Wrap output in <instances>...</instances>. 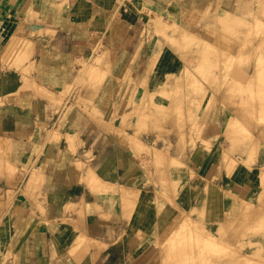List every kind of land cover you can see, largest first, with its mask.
<instances>
[{"label": "rangeland", "instance_id": "obj_1", "mask_svg": "<svg viewBox=\"0 0 264 264\" xmlns=\"http://www.w3.org/2000/svg\"><path fill=\"white\" fill-rule=\"evenodd\" d=\"M90 3L0 0V264H264V0Z\"/></svg>", "mask_w": 264, "mask_h": 264}, {"label": "crops", "instance_id": "obj_2", "mask_svg": "<svg viewBox=\"0 0 264 264\" xmlns=\"http://www.w3.org/2000/svg\"><path fill=\"white\" fill-rule=\"evenodd\" d=\"M90 2L91 19L94 23H101L104 19L108 17L109 12L112 9L114 0H90ZM42 27L46 30L53 29L55 30V32L53 34H45L44 36L37 38L31 37L39 44L46 45L52 51L56 50L65 54H73L78 50L79 39H76L75 37V33L78 30L76 28L75 23L72 22L70 19L63 21L58 26ZM0 57H2V53H0ZM5 70L6 69H4L3 64L0 60V97L2 95L15 91L19 87V84L16 80L9 81V79L15 77V75L13 73H7L5 72ZM42 105L46 106V104L43 103ZM47 105L49 107L51 106L50 103H48ZM40 111L41 110H37V113H39ZM39 254L40 253L35 251L33 252V254H31V257H39ZM21 264H33V258H30L29 261L27 260L26 263L22 261Z\"/></svg>", "mask_w": 264, "mask_h": 264}, {"label": "bare ground", "instance_id": "obj_3", "mask_svg": "<svg viewBox=\"0 0 264 264\" xmlns=\"http://www.w3.org/2000/svg\"><path fill=\"white\" fill-rule=\"evenodd\" d=\"M25 40H26V39H25ZM29 40H30V39H29ZM29 40H28V42H29ZM26 41H27V40H26ZM32 43H33V42H32ZM27 44H28V43H27ZM29 45H30V44H29ZM27 46H28V45H27ZM37 46H38V45H37ZM31 47H32V44H31ZM31 47H29V48H31ZM33 47H34V46H33ZM33 47H32V48H33ZM43 123H44V122H43ZM41 125H42V124H41ZM47 131H48V130H47ZM12 136H14V135H12ZM15 139H16V140H15ZM17 141H18V142H21V141L24 142L23 139H17L16 137H15L14 139L9 138V142H11V143H13V144L16 143ZM125 186H126V185H125ZM129 190H130V189H129ZM133 191H134V190H133ZM222 259H223V258H222ZM226 259H227V258H226ZM226 261H227V260H226ZM226 261H225V263H226ZM223 262H224V261H223ZM225 263H224V264H225ZM220 264H223V263H221V260H220Z\"/></svg>", "mask_w": 264, "mask_h": 264}]
</instances>
